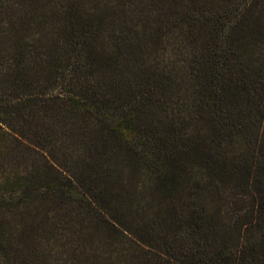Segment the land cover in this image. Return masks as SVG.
<instances>
[{
    "label": "trees",
    "instance_id": "16d2710c",
    "mask_svg": "<svg viewBox=\"0 0 264 264\" xmlns=\"http://www.w3.org/2000/svg\"><path fill=\"white\" fill-rule=\"evenodd\" d=\"M0 264H264V0H0Z\"/></svg>",
    "mask_w": 264,
    "mask_h": 264
},
{
    "label": "rangeland",
    "instance_id": "374dc122",
    "mask_svg": "<svg viewBox=\"0 0 264 264\" xmlns=\"http://www.w3.org/2000/svg\"><path fill=\"white\" fill-rule=\"evenodd\" d=\"M161 47L165 50V54L163 55L164 59L162 58L164 62L165 61L169 63L176 62L182 58L178 52L176 42L173 39L169 41L167 44H163ZM155 54L160 57L162 56L160 52H156ZM25 158H27V161L33 160L34 154L29 151L25 152V154L19 160H24ZM141 195L144 196L145 194H141Z\"/></svg>",
    "mask_w": 264,
    "mask_h": 264
}]
</instances>
